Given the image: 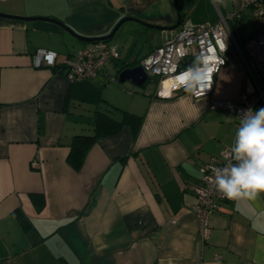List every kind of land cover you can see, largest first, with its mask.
I'll use <instances>...</instances> for the list:
<instances>
[{
	"label": "crops",
	"instance_id": "obj_1",
	"mask_svg": "<svg viewBox=\"0 0 264 264\" xmlns=\"http://www.w3.org/2000/svg\"><path fill=\"white\" fill-rule=\"evenodd\" d=\"M177 2L175 28L127 20L120 27L140 49L128 48L123 58L114 34L108 41L119 57L93 78L72 79L65 60L91 42L65 26L85 37L109 33L124 16L172 26L174 0H0V13L9 15L0 14V264H264V193L255 201L224 200L204 241L191 210L200 164L233 145L240 120L210 107V97L158 90L155 79L138 93L117 80L122 64L148 54L186 20L214 22L219 10L234 9L239 37L252 34L242 0ZM39 47L56 52L54 65H34ZM245 77L242 59L231 53L212 97H235ZM96 110L143 119L135 136L128 126L99 135L74 168L71 139L94 132ZM32 193L43 194L40 209Z\"/></svg>",
	"mask_w": 264,
	"mask_h": 264
},
{
	"label": "built area",
	"instance_id": "obj_2",
	"mask_svg": "<svg viewBox=\"0 0 264 264\" xmlns=\"http://www.w3.org/2000/svg\"><path fill=\"white\" fill-rule=\"evenodd\" d=\"M242 6L249 9L252 17V34L248 38L239 37L236 24L240 23V14L237 10H219L214 22L193 23L186 20L174 34L165 36L158 46L141 57L138 64L142 65L150 80L157 81L158 90L163 85L173 93L184 90L178 86L176 76L191 66L201 53L208 55L212 61H221L211 74V88L206 90L205 95L194 97H210V107L224 108L240 120L244 111L258 104L264 106V0H242ZM231 53L242 59L245 84L233 98L212 97L215 76L229 62ZM56 55L53 50L39 47L33 54V63L37 67L45 63L54 65ZM118 57L119 51L114 43L98 40L66 59L64 67L72 79H89L101 73L112 59ZM109 79L115 80V77L110 76ZM230 148L226 147L215 158L202 162L199 167L200 181L192 186L196 202L191 210L199 219L198 235L202 241L210 235V215L217 212L227 199L216 188L213 170L224 166L230 156ZM31 164L35 166L38 162L32 160Z\"/></svg>",
	"mask_w": 264,
	"mask_h": 264
},
{
	"label": "clouds",
	"instance_id": "obj_3",
	"mask_svg": "<svg viewBox=\"0 0 264 264\" xmlns=\"http://www.w3.org/2000/svg\"><path fill=\"white\" fill-rule=\"evenodd\" d=\"M213 4L226 6V0H213ZM220 64L221 61H212L201 53L191 66L176 76L178 86L193 96L205 95L212 86L211 74ZM213 172L217 190L229 200L255 201L264 193V107L244 111L229 158L223 167Z\"/></svg>",
	"mask_w": 264,
	"mask_h": 264
},
{
	"label": "trees",
	"instance_id": "obj_4",
	"mask_svg": "<svg viewBox=\"0 0 264 264\" xmlns=\"http://www.w3.org/2000/svg\"><path fill=\"white\" fill-rule=\"evenodd\" d=\"M132 61H134V59ZM137 63L138 60L129 64ZM125 65L126 64H122V66ZM142 119L143 115L135 114L129 111H123L121 117L117 119L108 112L96 110L94 115V132L92 134L73 135L70 142V152L67 156L68 163L74 168H79L86 150L95 142L99 135L113 134L119 131L122 127L128 126L131 129L132 134L135 136L141 126ZM31 198L36 203V208L40 209L44 201L43 194L32 193ZM18 215L19 219L23 221V214L19 211Z\"/></svg>",
	"mask_w": 264,
	"mask_h": 264
},
{
	"label": "water",
	"instance_id": "obj_5",
	"mask_svg": "<svg viewBox=\"0 0 264 264\" xmlns=\"http://www.w3.org/2000/svg\"><path fill=\"white\" fill-rule=\"evenodd\" d=\"M174 4H175L176 11H177V20H176L175 24L172 26H161V25L151 24V23H147L144 21H140V20H138L132 16H124V17L120 18L114 24V26L112 27V29L110 30L109 33H107L105 35H101V36L85 37V36H81V35L76 34L74 31H72L70 28H68L66 26L64 28L71 35L78 37L80 39H83V40H87L89 42H94V41H98V40H109L116 33V31L119 29V27L127 20H137L141 24H143L144 26H146L148 28H154V29H158V30L173 29L180 23V20H181V15L179 12L177 0H174ZM0 14L9 16L8 14H3V13H0ZM12 17L29 19V17H22V16H16V15H14V16L12 15ZM132 60H130V61H132ZM130 61L125 66L121 67V69L118 73V76H117V80L120 83H123L126 80H129L135 85L142 86L149 79V77L146 74L142 65H140V64H129Z\"/></svg>",
	"mask_w": 264,
	"mask_h": 264
},
{
	"label": "rangeland",
	"instance_id": "obj_6",
	"mask_svg": "<svg viewBox=\"0 0 264 264\" xmlns=\"http://www.w3.org/2000/svg\"><path fill=\"white\" fill-rule=\"evenodd\" d=\"M125 24H128V23H130L129 21H126V22H124ZM240 23H237L236 25H239ZM116 35L113 37V39L115 38H117L119 41H120V44H119V46H120V48H121V51H120V53H121V55H122V57L123 58H126V54H127V52H128V48L129 49H131L132 47H135V46H137V49H136V52L140 49V45H141V42H137L138 40H137V38H135V37H130L129 35H128V32H127V30H126V27L124 26V27H119V29L116 31V33H115ZM117 36H119V37H117ZM129 38V39H131L129 42H125V40H126V38ZM134 38V39H133ZM137 41H136V40ZM127 43V44H126ZM122 45V46H121ZM127 45V48L126 49H123V47L125 48V46ZM125 83H127V84H129L130 85V87H134V89L136 90V92L138 93V92H142L143 90H144V87H141V86H137V85H134V84H132L131 83V81H129V80H126V82ZM148 86H151L153 83H152V80H148L147 81V83H146Z\"/></svg>",
	"mask_w": 264,
	"mask_h": 264
}]
</instances>
